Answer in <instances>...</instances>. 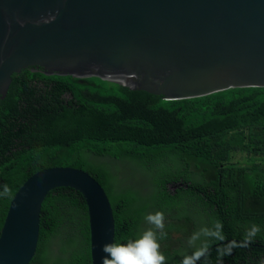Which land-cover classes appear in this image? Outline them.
Masks as SVG:
<instances>
[{"label": "trees", "instance_id": "16d2710c", "mask_svg": "<svg viewBox=\"0 0 264 264\" xmlns=\"http://www.w3.org/2000/svg\"><path fill=\"white\" fill-rule=\"evenodd\" d=\"M240 150L254 162H233L232 153ZM87 153L139 163L151 189L124 184L108 167L92 166ZM258 157L264 159V87L167 100L97 76L47 75L41 67H27L13 74L0 99V235L26 180L66 163L105 188L115 243L138 239L145 216L159 211L166 264H180L185 256L171 250L173 234L203 228L218 235L202 240L206 254L198 264H264V163ZM173 183L181 185L171 189ZM253 225L259 232L246 241ZM196 249L189 246L186 255ZM30 264H93L88 206L80 191L59 187L48 194Z\"/></svg>", "mask_w": 264, "mask_h": 264}, {"label": "water", "instance_id": "95a60500", "mask_svg": "<svg viewBox=\"0 0 264 264\" xmlns=\"http://www.w3.org/2000/svg\"><path fill=\"white\" fill-rule=\"evenodd\" d=\"M27 67L167 100L264 87V0H0V99ZM59 187L84 195L92 262L102 264V246L116 237L113 205L94 176L70 166L44 168L15 193L0 264L31 263L43 203Z\"/></svg>", "mask_w": 264, "mask_h": 264}, {"label": "clouds", "instance_id": "9594fccd", "mask_svg": "<svg viewBox=\"0 0 264 264\" xmlns=\"http://www.w3.org/2000/svg\"><path fill=\"white\" fill-rule=\"evenodd\" d=\"M8 191L7 186H4V194ZM145 221L151 227L144 231L138 239H130L126 244L115 242L104 244L102 251L105 255L102 257V264H166V257L160 252L161 245L158 242V239H164L167 236L164 231V214L162 212L149 213L145 216ZM258 232V226L253 225L246 233L245 240H250ZM202 234L218 235L208 229H201L189 238V245L195 247L196 241ZM205 254L206 247L201 246L191 255H185L180 264H197Z\"/></svg>", "mask_w": 264, "mask_h": 264}, {"label": "rangeland", "instance_id": "374dc122", "mask_svg": "<svg viewBox=\"0 0 264 264\" xmlns=\"http://www.w3.org/2000/svg\"><path fill=\"white\" fill-rule=\"evenodd\" d=\"M76 157L77 155L74 154V156L71 159H74ZM87 158L90 164L96 168L108 167L112 171V174L116 176H120L121 181H123L124 184L141 188L146 192H148L151 189L149 176L139 169V163H135L131 161L129 158L116 160V158L114 159V157L112 158L111 156L99 155L96 153H87ZM257 159L259 160V163H264L263 158L258 157ZM232 161L239 162L241 164L254 162V160L251 157V153L246 152L245 150L234 151L232 153ZM168 163L170 162H167V165H165V167H170ZM62 166H66V163ZM180 185L181 183H173L171 184L170 187L171 189H176L177 187H180ZM155 212H159V211H152L151 213H155ZM150 227L151 225L145 222L144 231H146ZM194 233H192L189 236L188 235L185 236L182 233L173 234L174 242L171 243V250L175 252V254L177 255H186L187 252L189 251V246H190L188 243L189 238ZM205 237L206 235L203 234L200 235L199 239L196 241L195 247L190 246V250L192 251L193 249L198 248Z\"/></svg>", "mask_w": 264, "mask_h": 264}]
</instances>
